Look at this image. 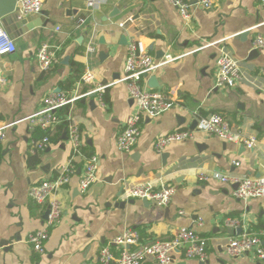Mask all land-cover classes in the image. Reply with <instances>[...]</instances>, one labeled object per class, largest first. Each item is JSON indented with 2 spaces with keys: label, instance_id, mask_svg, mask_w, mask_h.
Listing matches in <instances>:
<instances>
[{
  "label": "crops",
  "instance_id": "0c3cea01",
  "mask_svg": "<svg viewBox=\"0 0 264 264\" xmlns=\"http://www.w3.org/2000/svg\"><path fill=\"white\" fill-rule=\"evenodd\" d=\"M188 1L193 5L188 20L167 0H99L93 9L85 0H42L39 13L21 15L26 19L22 24L0 18L16 43L15 52L0 56L9 80L0 87V125L13 123L0 139V264H101V249L110 246L118 252L113 240L126 229L136 230L141 243H148L171 238L180 226H190L207 239L208 256L199 261L185 258L180 250L169 264H264L251 251L231 258L224 254L228 238L243 231L258 235L264 245V196L243 201L234 195V182L197 180L199 172L214 170L264 176V93L247 83L231 88L214 85L219 47L235 57L250 78L260 79L264 48L249 53L256 36H264V6L260 0H219L204 9L195 5L196 0ZM82 14L87 21L77 27L75 19ZM131 41H138L155 59L165 54L176 57L150 73L158 87L149 88L148 77L142 81L171 99L173 106L157 116L141 115L136 144L121 152L116 138L134 111L122 80ZM43 44L57 56L47 70L35 56ZM86 70L92 81L79 83ZM106 84L94 98L82 97L57 112L79 127L86 157L96 156V180L81 192L76 173L57 191L63 217L50 229L44 253L37 254L26 237L42 226L46 204L37 205L28 190L56 175L71 146L68 136L62 138L63 125L57 138L37 150L35 142L46 130L28 117L56 88L72 95ZM210 113L225 117L241 137H254L255 146L248 149L239 141H224L193 128L191 138L171 143L161 153L154 150L157 136L189 128ZM60 124L49 129L51 135ZM34 153L39 160L29 166L28 155ZM76 160L80 166L82 160ZM148 181L174 187L167 205L122 197L125 188ZM227 219L238 220L240 226L227 224ZM143 264L156 262L148 258Z\"/></svg>",
  "mask_w": 264,
  "mask_h": 264
},
{
  "label": "built area",
  "instance_id": "2783aa9c",
  "mask_svg": "<svg viewBox=\"0 0 264 264\" xmlns=\"http://www.w3.org/2000/svg\"><path fill=\"white\" fill-rule=\"evenodd\" d=\"M173 5L181 17L185 20L192 16V6L188 0H167ZM219 0H196L195 5L200 8H210ZM264 6V0H260ZM86 7L93 9L100 4L99 0H85ZM42 0H17L16 8L20 15L39 13ZM87 21V15L82 14L75 19V26L80 27ZM56 30H60L57 26ZM255 48H264V36L257 35L253 41ZM93 50L92 46L87 47ZM16 51L15 39L0 23V56L8 55ZM41 69L47 70L57 62V56L53 51L43 44L35 52ZM176 57L165 54L155 59L149 54L138 41H131L127 44V52L123 68L122 80L125 82L128 97L132 100L134 111L130 113L119 131L116 138V146L121 152L132 150L140 135V116H157L173 106V101L159 91L148 89L143 85V77L150 74L158 66L164 65ZM93 75L86 70L80 77L79 83H89ZM9 80L0 65V87L8 85ZM240 83H247L257 91L264 93V69L261 71L260 79L250 78L242 70L239 61L233 57L224 47H219L215 57L214 85L220 88L235 87ZM109 84L98 85L92 90L96 93L103 91ZM89 94V91L74 93L72 95L63 91H51L42 99L41 107L32 113L28 119L37 124L41 129H50L55 124L61 123L63 119L58 115V110L68 106L82 97ZM65 130L70 142L71 151L69 158L63 163L53 178L44 179L30 186L29 197L37 204H46L48 214L40 228L27 234L26 241L32 246L37 254L44 253L45 242L48 239L49 231L58 224L63 217V209L60 200L56 197L58 190L66 186L71 177L80 169L78 188L84 192L95 180L97 158L94 155L86 157L82 153L83 140L79 127L66 119ZM13 123L0 125V139L4 135L6 127ZM195 130L215 135L224 141L241 142L246 148L252 149L255 146L254 137H241L235 132L229 122L219 113H210L196 119ZM194 129H175L163 135H159L153 142V148L161 153L171 143L187 140L192 137ZM47 135L35 142L37 150H43L49 144ZM81 159L82 164L79 166ZM238 165L239 162H233ZM214 179L219 182H234L237 188L234 191L235 197L247 201L251 198L264 196V176L229 175L218 170L211 172L201 171L197 174V180L205 182ZM174 191L172 185L161 184L156 186L153 182H144L125 188L122 194L124 199L139 198L153 204L167 205ZM182 212V211H180ZM198 219V224H201ZM227 224L237 227L240 222L234 219H227ZM113 245L118 252L112 251L110 246L101 249L99 262L101 264H143L148 258L155 260L156 264H169L175 252L182 251L185 258H194L199 261L207 259V239L197 233L190 226H180L174 235L169 239H154L148 243H141L140 235L136 230L126 229L113 240ZM251 251L256 257L264 259V245L258 235L243 231L228 238L224 248L227 258L237 257L244 252Z\"/></svg>",
  "mask_w": 264,
  "mask_h": 264
},
{
  "label": "water",
  "instance_id": "95a60500",
  "mask_svg": "<svg viewBox=\"0 0 264 264\" xmlns=\"http://www.w3.org/2000/svg\"><path fill=\"white\" fill-rule=\"evenodd\" d=\"M16 3H17V0H0V18L4 19L5 21L9 22L10 24L15 23L16 21H18L21 24L24 23L26 21V19L20 15V12L16 8ZM247 33H248L247 30L241 32L242 39L245 38ZM120 40L122 43L126 42L124 36H121ZM256 51H257L256 48H252L250 50L249 56L255 54ZM63 63H66V58L64 59ZM144 77H148L147 84H148L149 88L154 89V88L158 87V82H157L155 75L145 74ZM59 90H60V88L55 89V91H59ZM88 91H89V94L87 95V97L94 98L96 95V92H94L92 89L88 90ZM91 104H93V100L91 101ZM195 125H196V120L191 122L189 128L193 129L195 127ZM66 137H67V133H66V130H64L62 133V138L65 139ZM161 157H162V160H164L166 157V154H162ZM79 172H80V169H77L76 173L79 174ZM143 201L148 202L144 199H143ZM148 203H150V202H148ZM116 206L122 207V204L118 203ZM47 214H48V207H46V209L43 213V216H42L43 219L46 218ZM240 230H241V228L238 227L237 231L240 232ZM3 244H6V241H3Z\"/></svg>",
  "mask_w": 264,
  "mask_h": 264
},
{
  "label": "trees",
  "instance_id": "16d2710c",
  "mask_svg": "<svg viewBox=\"0 0 264 264\" xmlns=\"http://www.w3.org/2000/svg\"><path fill=\"white\" fill-rule=\"evenodd\" d=\"M58 115L63 119V121L61 122L60 125L57 126V132L51 135V132L49 131V129H47L46 131H44V132L42 133V137L45 136V135H47L48 138H49V140H54L55 138L58 137L61 127H62L63 125H65V123H66V120H65V117H66V116H65V114H63V113L61 112V113H59ZM82 153H83V155H85V156L88 155V152H86V149H84V148L82 149ZM37 156H38L37 153L29 154V155H28V158H27L28 161H27V162H28L29 166H33V165H35V164L38 162L39 159H38Z\"/></svg>",
  "mask_w": 264,
  "mask_h": 264
}]
</instances>
